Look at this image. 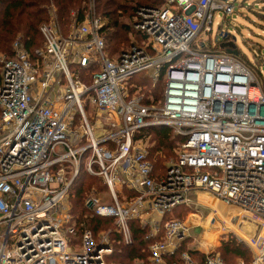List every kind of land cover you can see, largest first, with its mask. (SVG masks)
Segmentation results:
<instances>
[{
    "label": "built area",
    "instance_id": "built-area-1",
    "mask_svg": "<svg viewBox=\"0 0 264 264\" xmlns=\"http://www.w3.org/2000/svg\"><path fill=\"white\" fill-rule=\"evenodd\" d=\"M156 1L137 9L131 26L142 38L118 54L107 53L108 21L95 0L81 21L72 13L67 34L52 5L33 55L20 39L0 52V264H112V232L132 244L137 219L152 240L148 264H228L212 251L181 250L190 227L166 217L200 192L230 208L207 204L219 233L252 253L236 264H264V87L238 47L220 43H236L221 20L234 4ZM213 25L217 46L204 38ZM140 73L152 86L162 79L159 99L135 81ZM153 127L183 139L161 167L146 132ZM82 167L112 202L91 192L85 208L113 218L114 229H84L77 240L70 190Z\"/></svg>",
    "mask_w": 264,
    "mask_h": 264
},
{
    "label": "trees",
    "instance_id": "trees-1",
    "mask_svg": "<svg viewBox=\"0 0 264 264\" xmlns=\"http://www.w3.org/2000/svg\"><path fill=\"white\" fill-rule=\"evenodd\" d=\"M86 1L87 0H0V52L10 54L14 40L20 39L24 48L33 55L34 51L41 48L43 45L44 39L39 28L41 24L48 21L49 10L52 5L57 9L56 19L59 27L63 34H67L72 13H78V15L76 14V18L81 21ZM95 1L97 14L108 21L105 39L106 50L110 56L118 54L130 45L131 38L138 40V42L141 40L142 37L132 28L129 21H131L140 6L157 4L156 0ZM124 18H126L127 21H123ZM86 72V69L82 68L80 70L81 75H85ZM148 75L149 74L143 73L137 74L135 81H142V84L146 86L144 90L146 95L150 93L155 98L159 99L163 90L162 79L159 80L162 85L159 84L156 89H153L155 86L151 85V80ZM160 75H164V68L161 70ZM87 81H89V79ZM146 132L150 133L151 140L149 141L153 143L151 155L154 151L159 149L163 157L165 154L171 155L176 143L179 142V140H183L174 137L169 128L153 127L146 130ZM155 161L156 165L161 167L163 162L162 157H159V159L155 158ZM101 190L107 191L102 179L89 175L82 167L77 180L70 190L71 215L78 229L77 240L82 236L84 229H90L93 235L97 236L100 232L106 231L112 226L114 227L113 218L94 216L85 208L84 202L86 195L90 191L98 193ZM129 224L133 235L132 244L125 245L120 235L112 232L113 252L107 257V261L112 264H148L147 246L152 242V240L147 237L148 230L142 227L136 220H131ZM221 252L222 258L228 264H236L239 258L243 259L245 262H249L252 258L250 251L233 238H229L222 243Z\"/></svg>",
    "mask_w": 264,
    "mask_h": 264
},
{
    "label": "rangeland",
    "instance_id": "rangeland-1",
    "mask_svg": "<svg viewBox=\"0 0 264 264\" xmlns=\"http://www.w3.org/2000/svg\"><path fill=\"white\" fill-rule=\"evenodd\" d=\"M228 1L234 4V12L231 15L228 16L223 15L221 17V20L222 19L224 20L223 21L224 23L222 22V25L224 24L223 29L227 28L229 31L234 33L237 40L236 43L231 39L226 41H221L220 43L223 47L229 46L232 47L233 49L238 47V49L240 50V57L248 62V65L256 74L258 81L264 87V15H263L264 0H228ZM260 1L263 2L261 9H259L260 6L258 5V2ZM132 20L133 18L131 19V21ZM123 21H127V19L124 18ZM131 21H129L130 24L132 23ZM217 29H218L217 25H213L212 34L209 36L204 35V38L206 39L210 37L211 45L214 46H217V41H215V37L218 31ZM131 40H133V38H131ZM258 48H259V52L261 53L260 56L256 55V49ZM81 76H86V75H81ZM87 76L89 77V75ZM88 77H83V80L87 81L89 79ZM161 82L157 83L155 87H153V89H156L159 84L162 85ZM87 110H88L87 113H90L89 107H87ZM149 145L153 147V143L150 141H149ZM162 155L157 156L156 159L162 157L163 160L162 165H163L164 162L168 161L170 158L174 156V151L171 155L165 154L164 157ZM152 156L154 157V152ZM91 192L94 191H90L86 195V197L90 196ZM95 196L101 200V204L112 205L110 198L106 196V192L102 190L99 191L98 193L95 192ZM207 204L214 206V208L217 211H221L222 213H224L226 209H230L229 207H224L222 203L217 202V200L212 198L210 195L200 192L197 194H193L190 197L189 204L180 205L179 207L173 209L171 213H168L166 217L174 216L176 218H179L183 220L185 223H187L190 227V236L181 245L180 248L181 250L192 252L193 250L198 249L199 251L193 252L194 254H200L201 253L200 251L203 250L212 251L223 257L221 252V245L225 240H227V238L225 237V233H219V230L217 228L215 229V226L217 225L210 226L208 224L207 221L209 218L210 219L213 218L214 211L212 210L211 207L207 206ZM217 204H219V206ZM222 206L225 208V210ZM232 212L236 216L235 211L232 210L228 212L231 213L230 215H228L230 217H224V218L231 221L233 218ZM217 218L218 220H220L219 216ZM197 219L201 220L200 223ZM136 221H138V223L141 225V221L139 219H137ZM201 223H203L204 226ZM205 224L207 227L205 226ZM110 229H114V227L112 226L110 227ZM250 254L252 255L251 252Z\"/></svg>",
    "mask_w": 264,
    "mask_h": 264
},
{
    "label": "crops",
    "instance_id": "crops-1",
    "mask_svg": "<svg viewBox=\"0 0 264 264\" xmlns=\"http://www.w3.org/2000/svg\"><path fill=\"white\" fill-rule=\"evenodd\" d=\"M104 192H106V191H104ZM217 205H219V204H217ZM222 207H223V206H222ZM224 207H226V206L224 205ZM224 207H223V208H224ZM223 208H220V209H223ZM224 210H225V208H224ZM226 210H229V209H226ZM226 210H225V211H226ZM232 214H233V216L235 215L233 212H232ZM199 218H200V217H199ZM200 219H201V218H200ZM200 219H197V220L199 221V223H200V221H201ZM207 222H208V224H209L210 226H211V225H217V221L214 220L213 218H211V219L209 218ZM205 223H206V222H205ZM213 223H214V224H213ZM201 224H203V223H201ZM203 226H204V224H203ZM205 226H206V224H205ZM206 227H207V226H206ZM216 228H217V226H215V229H216ZM206 232H207V231H206ZM201 255H202V253H200L199 255L197 254V256H201ZM240 259H241V258H239L238 260H240ZM238 260H237V261H238Z\"/></svg>",
    "mask_w": 264,
    "mask_h": 264
},
{
    "label": "water",
    "instance_id": "water-1",
    "mask_svg": "<svg viewBox=\"0 0 264 264\" xmlns=\"http://www.w3.org/2000/svg\"><path fill=\"white\" fill-rule=\"evenodd\" d=\"M222 34H223V37L227 36V33H222ZM233 40H235V37H233Z\"/></svg>",
    "mask_w": 264,
    "mask_h": 264
}]
</instances>
